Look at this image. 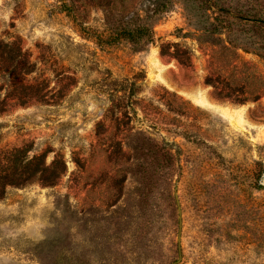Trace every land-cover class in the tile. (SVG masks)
Returning <instances> with one entry per match:
<instances>
[{"label": "rangeland", "instance_id": "374dc122", "mask_svg": "<svg viewBox=\"0 0 264 264\" xmlns=\"http://www.w3.org/2000/svg\"><path fill=\"white\" fill-rule=\"evenodd\" d=\"M0 174V264H264V0H0Z\"/></svg>", "mask_w": 264, "mask_h": 264}, {"label": "trees", "instance_id": "16d2710c", "mask_svg": "<svg viewBox=\"0 0 264 264\" xmlns=\"http://www.w3.org/2000/svg\"><path fill=\"white\" fill-rule=\"evenodd\" d=\"M25 175L23 176V182L26 180H30L32 176L37 173H41V175L47 170V167L44 165L43 154L34 155L31 158H27L24 164ZM7 178L6 175H1L0 178Z\"/></svg>", "mask_w": 264, "mask_h": 264}, {"label": "water", "instance_id": "95a60500", "mask_svg": "<svg viewBox=\"0 0 264 264\" xmlns=\"http://www.w3.org/2000/svg\"><path fill=\"white\" fill-rule=\"evenodd\" d=\"M178 240H179V251H180V257H179L177 263H179L180 260H181V258H182V255H181V246H180V240H181V222H180V231H179Z\"/></svg>", "mask_w": 264, "mask_h": 264}]
</instances>
